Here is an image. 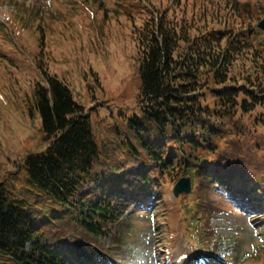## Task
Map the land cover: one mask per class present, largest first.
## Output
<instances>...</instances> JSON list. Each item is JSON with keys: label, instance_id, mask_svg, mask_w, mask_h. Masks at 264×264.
<instances>
[{"label": "trees", "instance_id": "trees-1", "mask_svg": "<svg viewBox=\"0 0 264 264\" xmlns=\"http://www.w3.org/2000/svg\"><path fill=\"white\" fill-rule=\"evenodd\" d=\"M90 2L144 17L132 25L138 110L98 138L92 115L70 85L42 68L31 108L41 115L48 144L24 157L21 194L12 180L0 179V264H104L109 256L120 262L119 251L136 242L142 228L130 212L142 196L155 195L153 216L147 215L155 224L165 212H179V221L188 212L207 255L232 248L213 223L225 207L258 214L264 228V31L258 27L264 0ZM36 5L0 19V37L41 18ZM36 28L43 45L45 31ZM235 64L243 67L238 73ZM186 175L192 193L168 209L171 188ZM168 224L161 229L170 238L175 233Z\"/></svg>", "mask_w": 264, "mask_h": 264}, {"label": "rangeland", "instance_id": "rangeland-1", "mask_svg": "<svg viewBox=\"0 0 264 264\" xmlns=\"http://www.w3.org/2000/svg\"><path fill=\"white\" fill-rule=\"evenodd\" d=\"M62 1L0 0V18L3 20L10 19L14 12L20 13L18 9L28 3L38 4L36 7L42 13L41 18L31 17L23 25L15 26L11 29L14 34L1 33L7 39L0 37V179L12 180V188L17 194L25 187L24 157L48 144L41 131V115L31 108L34 85L42 80V68L70 85L75 99L92 115L98 138H107L112 123L128 118L139 106L138 48L132 36V25L140 24L144 17L103 11L90 0H85L86 5L84 0H76L75 5ZM155 1L163 6L169 3L168 0ZM185 4L182 3L181 8L186 7L192 12L193 8ZM38 26L45 31L43 45L38 42ZM242 68L235 64L233 69L238 73ZM260 129L264 133V126ZM240 167L247 178L251 176L250 172H244V166ZM172 188L168 209L176 199ZM166 190L169 192V188ZM144 199L146 197L142 196L141 200ZM141 200L130 210L142 225L138 239L119 251L120 262L109 256V264H205L203 254L181 230L182 221L190 214H182L179 221V212H165L155 224L149 221L146 209L153 204L146 206ZM146 201L150 202V198ZM188 204L194 208V196L188 199ZM253 216L230 212L214 220L223 237L237 239V251L223 258L228 262L226 264H242L239 255L243 251L253 252L248 258L250 264H261L264 259L262 250L254 251L257 247L263 248L264 233L257 226L261 217ZM163 221L170 224L174 236L164 235ZM187 223L185 221L183 225ZM188 234L192 238L197 235L193 230ZM159 235L162 238L156 243ZM196 243L200 244L199 241Z\"/></svg>", "mask_w": 264, "mask_h": 264}, {"label": "water", "instance_id": "water-1", "mask_svg": "<svg viewBox=\"0 0 264 264\" xmlns=\"http://www.w3.org/2000/svg\"><path fill=\"white\" fill-rule=\"evenodd\" d=\"M258 26L264 30V18L260 20ZM191 191V179L190 177H182L174 186V192L176 195L180 193H189Z\"/></svg>", "mask_w": 264, "mask_h": 264}, {"label": "bare ground", "instance_id": "bare-ground-1", "mask_svg": "<svg viewBox=\"0 0 264 264\" xmlns=\"http://www.w3.org/2000/svg\"><path fill=\"white\" fill-rule=\"evenodd\" d=\"M189 257V256H188ZM184 259V258H183Z\"/></svg>", "mask_w": 264, "mask_h": 264}]
</instances>
